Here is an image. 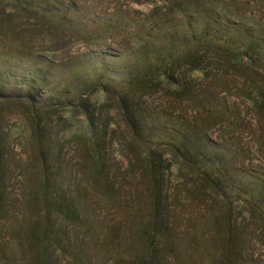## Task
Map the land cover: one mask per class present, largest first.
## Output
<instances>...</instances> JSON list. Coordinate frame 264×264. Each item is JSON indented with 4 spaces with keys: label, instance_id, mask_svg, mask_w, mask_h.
Masks as SVG:
<instances>
[{
    "label": "rangeland",
    "instance_id": "obj_1",
    "mask_svg": "<svg viewBox=\"0 0 264 264\" xmlns=\"http://www.w3.org/2000/svg\"><path fill=\"white\" fill-rule=\"evenodd\" d=\"M190 1L0 2V264H264V108L248 95L264 74L202 52L205 78L166 66L188 95L132 85L150 50L202 30ZM214 2L264 23V0Z\"/></svg>",
    "mask_w": 264,
    "mask_h": 264
},
{
    "label": "trees",
    "instance_id": "obj_2",
    "mask_svg": "<svg viewBox=\"0 0 264 264\" xmlns=\"http://www.w3.org/2000/svg\"><path fill=\"white\" fill-rule=\"evenodd\" d=\"M0 2H6V0H0ZM245 4L248 3L246 2ZM7 5H9V3H7ZM215 5L216 2H214V0H192L187 2V7L190 6L189 8H192L194 13H198L202 16L204 20L203 24H201L202 30H200L199 33L195 31L191 41L187 42L180 40L174 35L173 44L168 45L165 43L164 46H161L162 53L164 54H158L157 50H150V53H148L146 58L142 60V71L133 77V79H135V83H132V85L136 86L141 84V87H145L146 84L152 83L155 87L164 86L167 90H176L184 93L187 92L188 95L185 76L180 75L179 77H174L173 74H169L166 66H174L175 64L184 62L191 66L190 69L192 71V78H205L207 75L205 74L206 64L204 57L201 55L200 57L198 56L202 52H214V54L221 58L225 64L230 65V67L238 69L239 71L246 72L251 68H255L256 74H259L260 72L264 74V38L262 39L258 37L264 33V23L261 24L258 21V23L253 25L258 27V31H253L251 29L252 27L249 28L250 26L245 25L243 22H239L242 17H238L237 15L234 16L231 13V17L226 16L224 14V10L228 11L227 9L229 8L225 6V8L222 9L223 11H221L217 9ZM18 6L20 7L18 3L14 2L12 8L17 9L19 8ZM231 18H234V20ZM191 20L195 22L197 21V24L200 22L197 17H194ZM247 21L250 20L247 19ZM173 24L174 22L169 19L168 21H165V23L160 24V28H164L165 30L168 25ZM211 27L213 30H210ZM219 27H229L235 28V30L239 32L243 31L251 41L254 42L260 40V42L263 43L262 47L257 46L256 48L250 50L249 48H244L242 45L236 46L227 36L225 38L224 36H220L218 34L213 35L211 33L217 31ZM219 68H221L220 71H223L224 74L227 73V68L224 64L219 65ZM72 76L76 78L78 77V74L73 71ZM24 84L29 89H33V86L35 85L33 80H27ZM97 87L100 86L98 85ZM248 95L249 100L253 105L260 109L264 108V85L261 87L251 85V87H249ZM53 98L59 99L60 95L56 94ZM198 106L200 110H204L207 104L199 102ZM67 108H71V105L68 104ZM84 122L88 124V127L86 129H83L82 127L79 131V135L84 136L86 150L91 153L93 160L96 163H100V143L99 139L97 140L95 131L91 126L89 115H85ZM87 129L88 131L90 130V136L83 134V132ZM171 140L169 139L168 141H165L164 139H156L154 142L160 143L162 141L168 146H171L172 144V147L175 148L174 142L173 140L171 142ZM188 165L191 166L190 164ZM154 198H157L156 193H154ZM154 208L156 207L154 206ZM261 219L264 221V215L261 216ZM47 237V235H43V238L40 239L41 242L44 243L45 241H48Z\"/></svg>",
    "mask_w": 264,
    "mask_h": 264
}]
</instances>
